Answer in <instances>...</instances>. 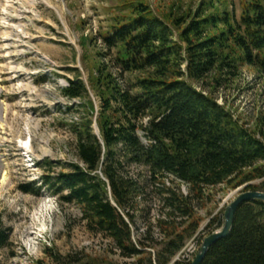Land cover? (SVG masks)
Segmentation results:
<instances>
[{"label":"trees","instance_id":"1","mask_svg":"<svg viewBox=\"0 0 264 264\" xmlns=\"http://www.w3.org/2000/svg\"><path fill=\"white\" fill-rule=\"evenodd\" d=\"M233 5L202 0L196 10L165 13L150 0H120L99 34V61L82 56L88 82L78 76L63 88L69 99L83 100L79 107L86 113L72 125L79 163L55 172L57 162H38L46 169L41 185L22 190L39 194L45 187L60 201L75 202L89 230L111 238L136 264H191L174 258L202 225L196 204L208 189L248 184L247 190L264 191V113L247 126L216 96L243 66L264 75V0H240L239 15ZM132 166L147 168L143 183ZM170 177L188 193L168 186ZM149 185L164 211L136 241L132 225L138 211L150 210L139 207ZM220 219L213 216L208 226L222 227ZM9 243L0 228V248ZM45 250L57 264L104 263ZM202 264H264V201L238 208L231 233L210 247Z\"/></svg>","mask_w":264,"mask_h":264},{"label":"rangeland","instance_id":"2","mask_svg":"<svg viewBox=\"0 0 264 264\" xmlns=\"http://www.w3.org/2000/svg\"><path fill=\"white\" fill-rule=\"evenodd\" d=\"M150 1L156 10L166 13L172 8L174 12L196 10L202 0ZM119 2L0 0V228L10 236L9 245L0 248V264H57L46 248L62 255L99 258L103 264H136L135 258L120 255L111 238L89 230L78 204L60 201L45 187L39 194L21 187L39 188L46 169L38 162H57L55 172L62 165L79 162L72 125L81 122L86 113L79 107L83 100L69 99L63 88L78 76L88 82L82 56L87 52L90 63L99 59L96 53L104 48L99 34L108 27ZM233 3L239 15L240 0ZM216 96L247 126L254 127L256 118L264 113V75L243 66L241 75ZM69 106L73 109L68 110ZM94 127L98 131L96 123ZM131 172L141 183L148 174L142 166H132ZM164 182L188 193V187L174 177ZM246 185L211 187L207 198L196 204L203 222L181 250L187 261H193L208 235L222 228L208 225L215 215L224 222L226 207L247 190ZM145 192L146 202L139 199V207L150 210L136 213L137 222L132 225L136 241L164 211L159 192L150 185ZM153 230L155 241L160 242L159 229Z\"/></svg>","mask_w":264,"mask_h":264},{"label":"water","instance_id":"3","mask_svg":"<svg viewBox=\"0 0 264 264\" xmlns=\"http://www.w3.org/2000/svg\"><path fill=\"white\" fill-rule=\"evenodd\" d=\"M98 132V131H97ZM247 186V185H246ZM254 200L264 201V191L258 190H245L240 193L227 207L224 213V225L221 229L214 231L208 235L201 246L200 251L197 253L191 264H202L206 254L210 247L216 243L218 240L227 237L233 227L235 214L238 208L247 202Z\"/></svg>","mask_w":264,"mask_h":264},{"label":"built area","instance_id":"4","mask_svg":"<svg viewBox=\"0 0 264 264\" xmlns=\"http://www.w3.org/2000/svg\"><path fill=\"white\" fill-rule=\"evenodd\" d=\"M176 260H184V261H187V259L184 257L183 251H180L179 254H178V256L175 257L174 261H176Z\"/></svg>","mask_w":264,"mask_h":264},{"label":"bare ground","instance_id":"5","mask_svg":"<svg viewBox=\"0 0 264 264\" xmlns=\"http://www.w3.org/2000/svg\"><path fill=\"white\" fill-rule=\"evenodd\" d=\"M78 120V118H76ZM141 134V133H140ZM143 136V135H142ZM141 136L142 139H144L143 137ZM147 142V141H146ZM79 163V162H78Z\"/></svg>","mask_w":264,"mask_h":264}]
</instances>
